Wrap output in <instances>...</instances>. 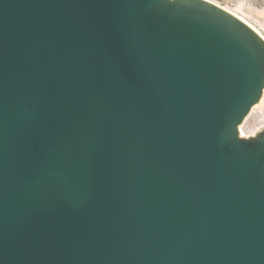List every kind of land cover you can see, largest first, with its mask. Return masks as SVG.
Returning a JSON list of instances; mask_svg holds the SVG:
<instances>
[{
    "label": "water",
    "instance_id": "obj_1",
    "mask_svg": "<svg viewBox=\"0 0 264 264\" xmlns=\"http://www.w3.org/2000/svg\"><path fill=\"white\" fill-rule=\"evenodd\" d=\"M263 92L208 0H0V264H264Z\"/></svg>",
    "mask_w": 264,
    "mask_h": 264
},
{
    "label": "bare ground",
    "instance_id": "obj_2",
    "mask_svg": "<svg viewBox=\"0 0 264 264\" xmlns=\"http://www.w3.org/2000/svg\"><path fill=\"white\" fill-rule=\"evenodd\" d=\"M212 2L227 9L228 11L239 17L264 38V0H230L231 3L229 5H223L219 0H212ZM257 109L262 112L264 117V92L259 102H257L252 107L248 116L239 125L242 138H246L250 135H254L262 131L261 129L263 127L261 129H257L252 133L249 132L250 135H248L244 130L246 123L257 111Z\"/></svg>",
    "mask_w": 264,
    "mask_h": 264
},
{
    "label": "rangeland",
    "instance_id": "obj_3",
    "mask_svg": "<svg viewBox=\"0 0 264 264\" xmlns=\"http://www.w3.org/2000/svg\"><path fill=\"white\" fill-rule=\"evenodd\" d=\"M219 1L223 5H229L231 3L230 0H219ZM251 1H253V0H251ZM257 129H261V130L264 129V117H263L262 112L258 109L252 115V117L249 119V121L246 123V125L244 127V130L248 135H250L249 132L252 133V132L256 131Z\"/></svg>",
    "mask_w": 264,
    "mask_h": 264
},
{
    "label": "built area",
    "instance_id": "obj_4",
    "mask_svg": "<svg viewBox=\"0 0 264 264\" xmlns=\"http://www.w3.org/2000/svg\"><path fill=\"white\" fill-rule=\"evenodd\" d=\"M255 135V134H254ZM251 136H253V135H250V136H248V137H246V138H249V137H251ZM240 137H241V133H240Z\"/></svg>",
    "mask_w": 264,
    "mask_h": 264
},
{
    "label": "snow or ice",
    "instance_id": "obj_5",
    "mask_svg": "<svg viewBox=\"0 0 264 264\" xmlns=\"http://www.w3.org/2000/svg\"><path fill=\"white\" fill-rule=\"evenodd\" d=\"M208 2H209V3H211V2H212V0H208Z\"/></svg>",
    "mask_w": 264,
    "mask_h": 264
}]
</instances>
